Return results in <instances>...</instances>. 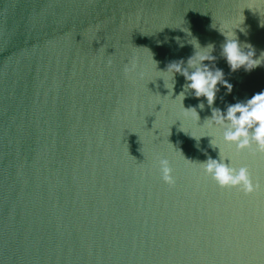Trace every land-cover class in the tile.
<instances>
[{"label": "water", "instance_id": "obj_1", "mask_svg": "<svg viewBox=\"0 0 264 264\" xmlns=\"http://www.w3.org/2000/svg\"><path fill=\"white\" fill-rule=\"evenodd\" d=\"M232 31L259 58L264 0H0V264H264V154L205 121L264 90V63L222 56ZM193 45L232 85L185 92L199 120L164 72ZM219 154L260 189L219 187Z\"/></svg>", "mask_w": 264, "mask_h": 264}, {"label": "clouds", "instance_id": "obj_2", "mask_svg": "<svg viewBox=\"0 0 264 264\" xmlns=\"http://www.w3.org/2000/svg\"><path fill=\"white\" fill-rule=\"evenodd\" d=\"M221 33L225 36V43L222 45V56L232 71H236L241 67L249 71L264 63V52L261 53L259 58L254 59L255 50L250 44H241L234 31L230 35L224 32ZM210 46L213 51V46ZM193 47L195 48L194 45ZM210 53H198L195 48L194 55L187 59L186 67L184 66L185 62L180 60L170 63L167 70L164 71L171 72L173 81L174 75L177 73L185 78L187 83L184 85V90L176 96V98L180 97L182 107L185 92L189 90L196 98L204 97L210 107L214 104L216 94L219 91L218 84L227 89L229 93L231 92L232 85L224 80L223 71L218 68L212 69L203 63L204 61L211 62L215 60V57ZM123 73L126 77L137 74V64L133 61L127 62L123 67ZM173 87L174 83H172L171 95ZM197 107L202 110L204 103H199ZM183 109L186 113L191 112L199 120L196 107L187 109L183 107ZM205 121H209L212 127L223 129V143L234 145L238 152L249 150L253 153L264 154V90L252 95L250 99L244 102L228 105L224 112L218 108H212L211 117ZM225 160L228 163H225ZM201 164L205 175L211 177L221 188H236L244 195H250L261 187L259 183L253 181L247 166L233 167L230 161L227 158H222L220 154L219 159L208 158ZM158 165L161 180L169 188L174 187L176 180L172 174L173 169L170 167L169 160L159 159Z\"/></svg>", "mask_w": 264, "mask_h": 264}]
</instances>
